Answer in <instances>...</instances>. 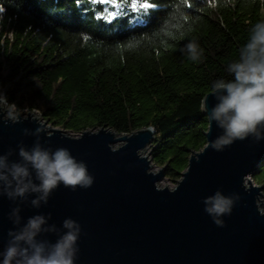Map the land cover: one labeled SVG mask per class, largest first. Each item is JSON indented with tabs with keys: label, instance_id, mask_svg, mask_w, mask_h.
<instances>
[{
	"label": "trees",
	"instance_id": "1",
	"mask_svg": "<svg viewBox=\"0 0 264 264\" xmlns=\"http://www.w3.org/2000/svg\"><path fill=\"white\" fill-rule=\"evenodd\" d=\"M132 2L0 0V88L74 135L151 127L152 164L177 180L206 144L200 102L264 19V0ZM193 38L199 63L181 52ZM252 178L264 188V160Z\"/></svg>",
	"mask_w": 264,
	"mask_h": 264
},
{
	"label": "water",
	"instance_id": "2",
	"mask_svg": "<svg viewBox=\"0 0 264 264\" xmlns=\"http://www.w3.org/2000/svg\"><path fill=\"white\" fill-rule=\"evenodd\" d=\"M204 97L211 108L214 96L209 92ZM34 118L49 130L41 134L43 142L68 147L87 162L95 177L86 189L73 191L61 184L47 205L40 209L25 205L22 211L25 218L51 212L50 223L57 225L69 216L79 221L76 264H264V211L257 203L263 187L245 181L264 160V140H237L216 151L210 141L220 130L207 118L205 146L191 152L180 179L168 188L158 186L163 169L151 171L149 153L142 155L153 139L151 127L121 135L101 127L72 136L27 111L19 123L0 120V153L17 148L21 140L32 145L35 137L25 136L23 129H35ZM118 142L123 143L114 147ZM221 187L242 196L231 216L225 217L224 227L214 224L202 203V197ZM12 206V201L0 197V248L13 227L7 217Z\"/></svg>",
	"mask_w": 264,
	"mask_h": 264
},
{
	"label": "clouds",
	"instance_id": "3",
	"mask_svg": "<svg viewBox=\"0 0 264 264\" xmlns=\"http://www.w3.org/2000/svg\"><path fill=\"white\" fill-rule=\"evenodd\" d=\"M193 63L204 55L198 39L189 40L181 49ZM226 75L211 82L214 105L208 98L200 102V110L220 130L210 141L216 151H224L237 140H264V19L251 25L246 40L225 68ZM0 120L5 124L19 123L22 113L14 101L0 88ZM35 129L24 128L25 136H34L31 146L21 140L17 148L0 153V197L13 202L7 213L13 227L0 248V264H76L82 225L72 217L60 225L51 222L52 213L36 212L22 215L25 205L40 209L61 184L73 191L89 188L95 181L88 164L78 159L65 146L53 147L42 141L49 130L38 118ZM18 149V152H17ZM18 158L13 159V154ZM242 199L239 192L226 193L223 188L202 197L204 212L215 225L224 227L225 217L231 216ZM54 236L55 238H51Z\"/></svg>",
	"mask_w": 264,
	"mask_h": 264
},
{
	"label": "rangeland",
	"instance_id": "4",
	"mask_svg": "<svg viewBox=\"0 0 264 264\" xmlns=\"http://www.w3.org/2000/svg\"><path fill=\"white\" fill-rule=\"evenodd\" d=\"M112 3V6H113V9H112V14L117 10V8H118V5L117 4H115V3H113V2H111ZM21 111V113H22V116L23 117H26V112L27 111H32L34 114H36V115H39V118H41L42 119V115L40 114V112L39 111H37L36 109H33V110H26V109H24V110H20ZM32 116H34V115H32ZM51 125V124H50ZM52 126V125H51ZM53 127V126H52ZM56 128H58V127H56ZM88 130H90V129H88ZM97 129H95V130H93V131H96ZM69 135H72V136H77V135H79V134H77V135H74V134H72V133H68ZM119 135V134H118ZM121 135V134H120ZM153 135H154V133H153ZM152 141V140H151ZM123 142H118V143H116L115 145H114V147H118L119 145H121ZM151 142H149V143H147V144H145V147H143V150H142V155H144V156H146L148 153V155H147V159L148 160H150L149 161V164H151L152 166H151V171H153V172H156V171H159L161 168L160 167H156L155 165H153L152 164V161H151V159H150V152H151ZM202 150V149H201ZM182 173V172H181ZM180 176H181V174H180ZM180 179V178H179ZM179 179H177V180H170V179H168L166 176H165V173H164V171H163V177L159 180V182H158V186H160V187H168V188H172V187H174L175 186V184H176V182L179 180ZM245 181H247V182H251L253 185H255V186H260V185H258V184H256L255 182H254V180H253V178H252V175H250V176H248L247 178H246V180ZM264 189V188H263ZM261 195H260V197H258V200H257V203L259 204V207L262 209V211H264V192H263V190L261 191Z\"/></svg>",
	"mask_w": 264,
	"mask_h": 264
},
{
	"label": "snow or ice",
	"instance_id": "5",
	"mask_svg": "<svg viewBox=\"0 0 264 264\" xmlns=\"http://www.w3.org/2000/svg\"><path fill=\"white\" fill-rule=\"evenodd\" d=\"M151 7V5L147 2L143 3V4H140L139 3V0H133L132 2V8L136 9V8H144V9H147Z\"/></svg>",
	"mask_w": 264,
	"mask_h": 264
},
{
	"label": "bare ground",
	"instance_id": "6",
	"mask_svg": "<svg viewBox=\"0 0 264 264\" xmlns=\"http://www.w3.org/2000/svg\"><path fill=\"white\" fill-rule=\"evenodd\" d=\"M260 197V196H259Z\"/></svg>",
	"mask_w": 264,
	"mask_h": 264
}]
</instances>
